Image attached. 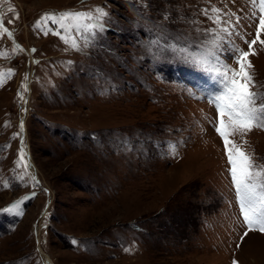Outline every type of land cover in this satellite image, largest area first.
Segmentation results:
<instances>
[{
	"label": "rangeland",
	"instance_id": "rangeland-1",
	"mask_svg": "<svg viewBox=\"0 0 264 264\" xmlns=\"http://www.w3.org/2000/svg\"><path fill=\"white\" fill-rule=\"evenodd\" d=\"M97 6L109 13L105 31L88 46L79 39V50L33 27L45 13ZM212 6L241 17L232 41L247 50L249 0H0L13 32L0 36L9 53L0 70H14L0 86V208L30 196L23 215L0 212V264H264V233L240 240L217 113L204 98L216 85L161 55L174 39L196 53L210 48L204 30L215 25L202 10ZM14 43L23 51L12 54ZM255 49L254 90L264 91V47ZM234 139L264 164V130ZM22 146L35 186L16 179Z\"/></svg>",
	"mask_w": 264,
	"mask_h": 264
},
{
	"label": "snow or ice",
	"instance_id": "snow-or-ice-1",
	"mask_svg": "<svg viewBox=\"0 0 264 264\" xmlns=\"http://www.w3.org/2000/svg\"><path fill=\"white\" fill-rule=\"evenodd\" d=\"M249 3L252 11L246 18L253 22L255 35L251 40H248L246 35L244 36L247 50L240 48L232 41L233 36L239 35L238 26L241 17L231 11L224 12L216 6H212L210 10L207 8L202 10L203 15L215 25L213 28L204 30L206 35L211 36L210 48L202 53H196L187 44H181L179 40L175 39L174 42L160 45L161 55L174 56L197 70L210 74V78L216 85L212 91L204 94V98L214 106L217 113L214 130L223 141L228 164L227 171L234 188L235 202L246 228L243 236L240 237L241 241L250 232L264 233V164H258L253 154L245 150L243 145L247 144V140L242 139V143H237L234 139L236 136L243 138L254 129L264 130V91L254 90L257 85L252 73L254 66L250 60V56L257 54L255 45L259 44L264 47V39L261 38L264 34V0H249ZM13 11V8H8L9 13ZM108 16L109 13L99 6L95 8L94 12L67 10L59 13H45L33 27L42 31L44 35L51 33L58 36L65 44L79 50V39L82 38L85 46H88L95 40L98 33L105 31V19ZM225 16H234L235 23L231 18L225 20ZM18 18L17 13L7 23L11 24ZM165 18L167 19V16ZM5 34L9 38L13 37V32L5 26L4 13L0 11V36ZM154 43H159V41ZM225 43L231 45V48H225ZM21 51H23L21 46L14 43L12 54ZM32 51L34 52L35 49ZM221 52H228L237 67H232L222 60L219 55ZM0 56L8 57L9 53L0 51ZM13 74L14 70L11 68L0 70V86ZM22 88L26 91L27 84H22ZM17 95L21 100L24 99L21 92H18ZM7 123L5 122V126ZM20 127L23 128V121H21ZM17 136H21V133L13 134V138ZM21 144L23 145V140H21ZM25 156L26 153L22 146L16 165L22 167L24 172L16 179L23 181L25 177H30L33 186H35L38 181L34 175L28 172L30 165ZM9 186L8 181H4L3 187L8 188ZM30 195L34 196L35 192ZM29 198L30 196L26 195L10 205L0 208V212L16 216L23 215L21 205ZM72 243L78 242L73 240ZM237 247L240 245L238 244ZM124 250L131 251L130 248ZM232 264H238V261L233 260Z\"/></svg>",
	"mask_w": 264,
	"mask_h": 264
},
{
	"label": "water",
	"instance_id": "water-1",
	"mask_svg": "<svg viewBox=\"0 0 264 264\" xmlns=\"http://www.w3.org/2000/svg\"><path fill=\"white\" fill-rule=\"evenodd\" d=\"M22 132H23V133L25 132V127H23ZM25 150H26V149H25ZM27 157H28V160H29L30 169H31V171L33 172L34 176L37 177L36 169H35V167H34V163H32V161H31V156H30L29 153H27ZM35 230H37V229L35 228ZM36 234H37V232H36ZM44 261H45V259H44ZM44 263H45V262H44ZM45 264H46V263H45Z\"/></svg>",
	"mask_w": 264,
	"mask_h": 264
},
{
	"label": "trees",
	"instance_id": "trees-1",
	"mask_svg": "<svg viewBox=\"0 0 264 264\" xmlns=\"http://www.w3.org/2000/svg\"><path fill=\"white\" fill-rule=\"evenodd\" d=\"M140 228V226H138Z\"/></svg>",
	"mask_w": 264,
	"mask_h": 264
},
{
	"label": "bare ground",
	"instance_id": "bare-ground-1",
	"mask_svg": "<svg viewBox=\"0 0 264 264\" xmlns=\"http://www.w3.org/2000/svg\"><path fill=\"white\" fill-rule=\"evenodd\" d=\"M52 262V261H51ZM53 264V263H52Z\"/></svg>",
	"mask_w": 264,
	"mask_h": 264
}]
</instances>
